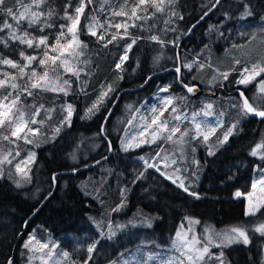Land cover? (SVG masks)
I'll return each mask as SVG.
<instances>
[{
	"label": "trees",
	"instance_id": "1",
	"mask_svg": "<svg viewBox=\"0 0 264 264\" xmlns=\"http://www.w3.org/2000/svg\"><path fill=\"white\" fill-rule=\"evenodd\" d=\"M110 1L115 2L114 8L110 7ZM123 2L92 0V8L99 13L95 17L84 0H44L39 8L33 6L31 9L41 13L38 23L31 27L28 19L20 21L17 26L10 16L0 13V28L7 22L13 25L12 30L17 35L27 31L30 37L35 38L34 47L29 48L27 44L10 39V30L3 29L0 31V58L25 65L28 62L20 56L23 51L25 55L37 57L26 73L30 75L31 70L35 69L43 74L46 68L51 71L52 62L48 60L46 65L39 64V59L45 58L44 51L47 49L43 45L35 47V44L39 38L47 37V43L55 45L61 32L65 33L60 37L62 44L70 40L67 27L61 26L70 25L71 21L66 15L75 16V9L84 5L77 31L81 42L79 51L83 55L69 58L79 75L66 73L63 67L58 69L62 74L59 84H63L64 80L69 81L70 87L64 86L67 95L35 90L32 96H28L21 92V104L28 110L34 111L32 106L38 108L43 105L35 117L43 124L30 125L33 129H39L35 135L28 136L32 143L12 137L15 143L8 147V141L0 138V157L12 153L9 156L10 164H0L3 175L0 177V264H7L12 256V264L28 262L30 252L24 247V241L26 234L34 229L43 241L46 237L61 241V246L67 248L70 254L67 264H109L118 258L125 247L138 245L142 233L162 245L168 244L186 216L216 228H244L249 243L225 249L223 263L262 264L264 238L254 228L264 222V207L255 216H246L245 199L236 198L235 193H250L256 172L264 166V159L250 155L257 144L264 143V118L254 119L244 113L241 116L234 113L227 100L242 107L235 93L229 96L220 92L210 99L213 107L206 111L221 116L224 124L215 130L208 144L201 137L193 139L196 135L194 130L189 135V139L194 140L196 158L202 168L201 180L188 188L189 192L199 196L197 199L196 195H189L164 175L147 167L146 163L141 164V160L148 164L156 159L163 140L126 152L120 149L133 114L143 108L144 100L149 102V97L154 94V83L170 78V72L152 78L137 92L122 95L104 126L103 136L101 127L113 96L100 103L93 112L88 113V109L96 102L98 89L105 82L114 85L118 91L135 89L150 75L178 65L182 71L181 81L189 85L206 90L213 88V91L220 86L226 92L241 89L250 104L264 101L261 99L264 92L260 91L259 83L264 81V73L244 84L243 88L237 85L244 67L264 62V0H219L217 4L216 0H173L170 4L166 0L162 12H155L150 6L147 13L140 11L138 14L147 15L148 19L137 20L139 27H129V37L122 39L118 35L116 41L105 47V43L118 31L114 26L109 27V22L114 25L127 20V17L112 15ZM131 2L127 9L129 13ZM134 2L138 3V0ZM30 4L32 0H23V6ZM246 5L251 16L244 19L241 16ZM7 7H13L17 14L23 11L21 4L15 0H6L5 9ZM127 22L131 24L132 21ZM89 25H94L96 36L89 34ZM119 33L123 34L122 28ZM101 35L103 40L98 39ZM153 35L162 43L152 41L149 37ZM134 38L138 39L127 51V61L119 70L115 69L117 61L125 54L126 45ZM244 45L248 46L243 53ZM58 51H50L49 54L56 56ZM185 65L192 67L189 69ZM5 73L9 75L5 76ZM225 73L228 74L227 79L224 78ZM55 75L52 72L50 77L54 79ZM12 76L17 79L12 80ZM20 77L18 69L0 63V79L9 84L15 82L24 85L27 76L23 79ZM3 91L6 93L11 89L6 87ZM173 92L179 102L177 113L180 115L197 114L203 105L200 99L189 102L184 99V94L175 83ZM69 105L72 108L70 124L65 121ZM171 108V105H158L155 113L145 112L150 119L163 111L168 120ZM260 109L264 110V102ZM232 122L236 125L232 134L226 142L218 143ZM168 123L170 128L175 126L174 121ZM57 128L59 132H56ZM90 148L92 150L88 152L92 153L89 159H81L79 165L74 164L75 156ZM110 148L111 156L94 168L76 174L57 175L54 194L28 222L26 234L18 239L26 221L51 193L54 174L88 166L108 155ZM17 151L19 156L15 155ZM210 151L214 154L210 155ZM28 152H34L36 159L26 171L28 177L24 178L15 174L13 166ZM258 152L264 154V147ZM17 181L21 186L17 187ZM117 219H148L153 220V226L124 233L122 238L108 242L105 238L106 227ZM93 244L95 248L89 254L87 249Z\"/></svg>",
	"mask_w": 264,
	"mask_h": 264
},
{
	"label": "snow or ice",
	"instance_id": "2",
	"mask_svg": "<svg viewBox=\"0 0 264 264\" xmlns=\"http://www.w3.org/2000/svg\"><path fill=\"white\" fill-rule=\"evenodd\" d=\"M16 3L21 4L23 7V11L19 12L18 14L15 12L13 7H7L5 9L6 5V0H0V13H6L7 16H10L13 20L17 22V26L19 25L20 21L24 19H28V24L29 27H31L34 24H37L39 21V17L41 13L39 12H33L31 9L33 6L36 8H39L41 4L44 2V0H32V4L28 6H23V0H15ZM89 3L92 2V0H88ZM107 2V0H105ZM173 0H167V3H172ZM166 0H138V3L134 2L132 0L131 2V7H130V13L127 10L130 4V0H124L123 4L119 8V10H114L112 12L113 16L117 17H127V20L115 23L114 25L109 22V27H115L118 31L116 34H113L111 39L108 40L105 43V47L107 44L112 43L113 41H116L118 38V35L120 38H126L130 36L129 33V27H139L135 23L137 20H146L148 19V16H141L138 13L140 11H143L147 13L148 6L153 8L155 12H162L165 7ZM216 3H219V0H216ZM84 11V5L82 4L80 7L75 9L76 15H66V18L71 21V24L68 26L62 25L61 27H67V33L71 34V39L67 40L65 43H61L60 37L65 36L64 32H61L60 37H57V41L55 45H49L47 43V37H41L39 38L38 43L35 44V47H40L43 45L45 47L44 51V59H39V64L40 65H46L47 61L50 60L52 62V68L51 72L55 73V78H51L49 76V70L46 68L43 74L38 73L35 69L31 70L30 75L26 73V69L31 65L33 61L37 60L36 56L32 55H25L23 51L20 52V56L23 60L27 61L28 63L25 65H20L17 62L12 61L11 59H3L0 58V63L4 65H8L14 69H18L19 72L21 73V79L25 78L27 76L26 82L24 85H20L18 83H11L9 84L6 80L0 79V138H2L5 141H8L9 143H15L14 140H12V137H15L16 140H23L25 143H32L31 140L28 139L27 133H32L35 135L39 129H33L29 127V124H43V121H37L35 118L36 116L39 115L41 109L43 108V105L40 107L36 108L35 106H32L34 108V111H30L21 104V98H20V93H25L28 96L33 95V91L31 89H38L40 91H58V92H63L65 95H67V90L64 87L65 85H68L70 87L69 81L64 80L63 84H59V81L62 78V74L58 71L60 67H63L64 72L68 73L71 72L73 75L78 76L79 72L75 69V66L69 62V58H78L79 56L83 55L79 49L81 48V42L78 40L77 36V31H78V25H79V20H80V15ZM154 14V13H153ZM51 15V13H49ZM243 15H251V13L247 10V5L245 6V12ZM128 20L133 21L131 25L128 24ZM167 23V21H166ZM9 29V38L13 40H18L21 44H27L29 48L34 47V37H30L27 31L24 32L23 35H17L16 31H13V25L9 24L7 22H4L3 27L0 28V31H3V29ZM123 29V34L120 35L119 30ZM42 30V29H41ZM89 34L96 36L97 33L94 30V25H89ZM152 41L162 43L158 39L157 36L153 35L149 37ZM98 39L103 40L104 37L103 35L99 36ZM136 39H132V42L130 44H127L125 47V53H127L128 50L131 49L132 45L136 43ZM86 47V46H85ZM58 51V55L52 56L50 55V51ZM127 59V55L125 54L124 56L121 57V61L123 62L124 60ZM57 61H59V64H57ZM236 63H240L239 61H236ZM185 67L191 69V65H185ZM117 69L121 68V64L118 63L116 65ZM177 72H180V69H176ZM247 73L248 75H245ZM262 73H264V62H258L252 65L251 69H249L247 66L244 67V69L241 71L240 76L241 79L237 81L239 84H247L250 83L252 80H255L257 76H260ZM5 76H8V73L4 74ZM227 73L224 74V78L227 79ZM17 78L15 76H12V80H16ZM260 91L264 92V81H260ZM30 85V88H29ZM10 88L11 91L4 92V88ZM187 87V90L189 93L193 92L194 89L192 87ZM111 91V87L108 89ZM161 91H168V88H162ZM107 93L103 92L101 94V97L98 98V100L92 105L91 108L88 109V113L93 112L94 109H98V105L102 103L103 97L106 96ZM241 98L243 99V105H242V112L247 115L248 113H254L257 116H260L264 118V110H261L259 106L254 107L252 104L249 103V100L247 98H244V94L241 92ZM174 97H168L163 101L165 107L168 105L173 104ZM261 99H264L262 97ZM211 104L205 105V108L208 110L212 109ZM67 111V117L65 118V121L70 124V118L72 116V108L69 105L68 108L66 109ZM152 111L155 113L156 108H153ZM171 111L173 113L177 112V108L175 106H172ZM87 115V113H86ZM195 115L193 116V120H195ZM205 116H210L212 115L211 111H205L204 112ZM160 116H163V111H161ZM174 119L179 120L180 116H175ZM203 122L199 123H194V128L196 130V135L193 137V139L199 138L203 134V139L206 142L209 139L208 134L203 132V129L209 128L207 124H203ZM219 124V121H218ZM155 125V129H152L151 126ZM236 127V125H232L230 128L227 129V131L224 133L223 140L218 141V143L222 144L228 140V137L232 134L233 129ZM151 135V140H143L140 143H155L157 140H165L166 142H174L177 144L183 143L184 137L188 135V132L185 131L181 133L180 138L176 141H173V137L180 132V128L178 126H172L169 128L168 126V121L167 119L160 120L159 117H154L151 121V125H149L147 128H145L140 135H144L145 132H149ZM59 128L56 129V132H59ZM211 132H215V127H212L210 129ZM7 133V134H5ZM167 133V135H164ZM54 138V137H53ZM139 146V145H137ZM264 147V143L257 144L256 147L251 151L250 155L256 156L258 155V150ZM125 150L127 151V147H125ZM163 150V149H162ZM209 154H214L211 151ZM12 153L8 152L6 155L0 157V164L3 163H11L12 161L9 159V156H11ZM16 156H19L20 153L17 151ZM157 156H160V153H157ZM34 157V154H31L27 160H24L20 163H17L15 165L17 173H23V177L27 178L28 177V172L24 171L23 168L21 167V164H27L29 161H31ZM261 159H264V154H261L260 156ZM143 159V157H141ZM164 159L167 161V156L164 157ZM147 167H157L155 164H147L145 162ZM171 163L175 164L176 161L172 160ZM157 171H159V168L157 167ZM177 172L179 169L176 170ZM161 175H164L165 178H171L169 177L165 172H161ZM17 187L21 186L19 184V181L16 182ZM173 183H176L175 180H173ZM260 186V190L264 191V176H261L260 179L255 180L252 184V189L256 190L257 186ZM179 187H182L184 191L188 192L189 195H196L195 193L189 192L188 187L185 186L183 180L180 181V184L178 185ZM254 193H248L246 198H250ZM242 193L240 191H237L235 193L236 197H240ZM196 198L199 199V196L196 195ZM251 205V201H250ZM261 207H264V204H258L254 206H250L246 212L245 215H252L255 216L257 212L260 211ZM254 231L260 233L261 235H264V222H261L255 229ZM217 236L221 237L220 243H218L216 246L221 247L222 245H227L231 243H239L243 242L245 245L249 243V237L247 235V232L244 228L239 227V226H233L230 229L226 231H222L220 233L216 234ZM177 238L178 241H174V245L177 244V242H180V248L178 250L186 249V250H181V256H186V258L192 262V264H196V261H203L205 254L209 253V249L207 246H204L202 249H197L194 247L195 244L200 243V241L196 237H192V240L186 241L181 237L180 233H177ZM34 239V237H30L29 241L25 243L24 247L27 249L30 246V243ZM207 242L208 244H211L212 237H207ZM47 244H40V248H46ZM95 248V245H91L88 247L87 251L89 254L93 252ZM65 257H67V253H64ZM223 256V253L220 254L217 259H220V257ZM88 259H91V255H89ZM149 259H152V257H149ZM84 264H87V262H84ZM166 264H174L173 260H169L166 262ZM180 264H183V261L180 262ZM221 264H223V260H221Z\"/></svg>",
	"mask_w": 264,
	"mask_h": 264
},
{
	"label": "rangeland",
	"instance_id": "3",
	"mask_svg": "<svg viewBox=\"0 0 264 264\" xmlns=\"http://www.w3.org/2000/svg\"><path fill=\"white\" fill-rule=\"evenodd\" d=\"M85 4H88L92 9V14L96 17L98 14L92 8V2L89 3L88 0H84ZM110 4H112L110 7H115V2L110 1ZM104 14V13H102ZM251 15H244V19H247ZM258 19H256L255 22H257ZM133 21L131 22V24ZM136 23V21H135ZM129 24V25H131ZM256 36V35H254ZM248 45H244L242 49L243 53L245 51V48ZM126 54V53H125ZM124 54V55H125ZM123 55V56H124ZM119 63L117 61L116 65ZM122 65V63L120 62ZM115 65V67H116ZM253 64H250L252 67ZM114 67V68H115ZM52 74V72L49 70V76ZM245 75H248L245 73ZM240 86V88H243L244 84H237ZM30 86V85H29ZM109 87H111V91H109ZM197 87V86H194ZM30 88V87H29ZM162 88H159L158 90L154 91L151 97H149V102L145 103V106L143 105V108L140 110H137L130 122L128 130L123 137L120 149L124 152H126L125 147H127L128 150L130 149H136L138 147L144 146V145H152L154 143H140L143 140H151L150 131L145 132L144 135H140V133L147 128L149 125H151V121L154 117H159L160 120L166 119L164 116H160L161 111L159 112L158 116L154 115L151 116L150 119H148L147 111L150 113H154L152 111L153 108H156L157 105H162L165 107L163 101L167 99L169 96L164 94L165 91H161ZM31 91H40L38 89H31ZM115 90V86L111 83H103L99 89H98V95L97 99L101 97V94L103 92H106L107 95L103 97L102 103L106 102L112 95L113 91ZM241 90V89H237ZM209 91H212L213 88L209 89ZM52 93H58V91H48ZM230 96V95H229ZM151 98V99H150ZM153 99V102H151ZM200 102L203 103V105L198 109L197 114L195 115V120H193V114L184 113L179 114L177 112L173 113L171 112L169 115V118L167 121H174L175 126H178L180 128V132H178L174 137L173 141H176L180 138L181 133L187 131L188 135L184 137L183 143L177 144L174 142H166L163 140V143L161 147L159 148L158 152L160 153V156H157L155 160H160L156 162L155 160H152L148 164H155L159 168V173L165 172L169 177H171V180L176 181V185L180 184V181L183 180L185 186L188 188L190 186H195L197 183L201 180L202 176V168L199 164V159L196 158V147L194 146V140L189 139L190 133L194 130L196 134V130L194 128V123L203 122V124H207L209 128L203 129V132L208 134L209 139L206 141L207 144L209 143L210 137L213 135V132L210 131L212 127H215V130L222 127L224 124V119L217 115L213 114L210 116H205L204 112L207 110L205 108V105L211 104L210 98L207 97H201L199 98ZM230 104L231 108L234 110V113H236L238 116L242 115V107L239 105H236L235 102H232V100H227ZM263 100L254 102L253 106H259L260 108L263 107ZM169 106V105H168ZM146 111V112H145ZM180 116L179 120L174 119L175 116ZM219 121V124H218ZM202 124V128H203ZM235 122H232L228 128H230L232 125H234ZM31 124H29V127ZM168 126L170 128V125L168 123ZM152 129H155V125L151 126ZM225 129L224 133L227 131ZM28 136H32V133H27ZM164 135H167L165 133ZM224 136V135H223ZM201 140L203 139V134L200 136ZM223 140V138H222ZM205 142V141H204ZM10 144L6 146L10 147ZM139 145V146H137ZM163 149V150H162ZM261 149V148H260ZM260 149L258 151H260ZM89 150H92V148L88 149L87 152H82L79 155L75 156V159L73 160L74 164H78L80 160H87L89 159L90 153ZM127 150V151H128ZM262 152H258L257 157H260ZM167 156V161L164 159V157ZM172 160H175L176 163H171ZM145 160H141V164H144ZM157 167H152L157 171ZM179 169L177 172L176 170ZM2 169H0L1 171ZM23 173L19 174L22 175ZM256 177L254 178L253 182L255 180H258L261 178V176H264V166L256 172ZM2 173L0 172V177H2ZM252 182V184H253ZM250 193H254L250 198H246V195H241L240 197L236 198H244L245 199V211L250 207L258 204H264V191L260 190V186H257L256 190L252 189L251 185V191ZM251 201V205H250ZM262 208V207H261ZM251 216V215H248ZM153 226V220L143 219L136 220V219H127V220H115L113 224H108L106 227V235L105 238L108 242H114L118 238H122L124 233L133 232L137 229H144V228H151ZM257 227V226H256ZM255 227V228H256ZM231 227H224V228H216L208 224L201 223L197 218L186 216L184 220L180 223L178 226L177 232L175 236L169 240L168 244L162 245L154 240L151 239L149 235H145L142 233L141 235V241L138 245H135L133 247H125V249L121 250V252L118 255L117 259H114L109 264H166L167 261L173 260L174 264H180L181 261H183V264H192L191 261H189L186 256H181V250L186 249H180V242H177V244L174 245V241H178L177 233H180L181 237H183L186 241H191L192 237H196L200 243L195 244L194 247L197 249H202L204 246H207L209 249V253L205 254L203 261H196V264H221V260H223L224 256V250L233 246V245H245L242 241L239 243H231L222 245L221 247H217L216 245L220 243L221 237L217 236V233H220L222 231H226L230 229ZM254 228V229H255ZM256 232V231H255ZM258 235L262 236L264 238V235H261L260 233L256 232ZM26 238L24 241V245L26 242L29 241L30 237H34L32 239L29 248L27 250L30 252L29 254V260L26 264H67L69 259V252L67 248L61 246V241L56 240L53 237H46V240H41L37 233L36 229L31 230L28 234H26ZM207 237H212V243L208 244ZM124 241V240H123ZM124 243H126L124 241ZM40 244H47L46 248L41 249ZM247 245V244H246ZM64 253H67V257H65ZM223 253V256L220 257V259H217V257L220 256V254ZM149 257H152V259H149ZM224 264V263H223ZM262 264H264V241L262 244Z\"/></svg>",
	"mask_w": 264,
	"mask_h": 264
},
{
	"label": "water",
	"instance_id": "4",
	"mask_svg": "<svg viewBox=\"0 0 264 264\" xmlns=\"http://www.w3.org/2000/svg\"><path fill=\"white\" fill-rule=\"evenodd\" d=\"M217 4V3H216ZM179 68L180 69V66L178 65L177 67L175 68H170V69H167V70H164V71H161V72H157V73H154L152 75H150L146 81L138 88H135V89H128V90H124V91H121L120 94L118 95L117 99L114 101V103L112 104V106L110 107L109 111H108V114L102 124V127H101V136H103V131H104V126L106 124V122L108 121L111 113L113 112L114 108L116 107V105L118 104L119 102V99L121 97V95L124 93V92H137L139 90H141L142 88H144L152 78L154 77H158V76H162V75H165L169 72H175L177 74V83L179 84V86L185 90L186 94L188 97L192 98V99H196L198 98L199 94L201 93V89L198 88V87H192L194 89L193 92L189 93L188 90H187V87H185L184 84H182L180 81H179V75H180V72H177L176 69ZM241 92L242 90H236V93L237 95L239 96V99L241 100V103L243 105V99L241 98ZM243 93V92H242ZM245 98V97H244ZM249 117L251 118H254V119H262V117L260 116H257L255 115L254 113H248L247 114ZM112 154V150L111 148L109 149V153L108 155H106L105 157H103L102 159L88 165V166H85V167H82V168H79V169H76L74 171H70V172H62V173H57V174H54L52 176V181H53V187H52V191L51 193L48 195V197H46V199H44V201L40 204V206L35 210V212L32 214V216L26 221V223L24 224V227H23V231L20 233L18 239H20L22 236H24L26 234V225L28 224V222L34 217V215L37 213V211L41 208V206L48 200L51 198V196L54 194L55 190H56V182H55V178L56 176L58 175H69V174H76L78 172H82V171H88L92 168H94L96 165L100 164L101 162L107 160ZM170 180V179H169ZM171 181V180H170ZM242 198V197H241ZM240 199V198H239ZM13 263V256L8 260V263L7 264H12Z\"/></svg>",
	"mask_w": 264,
	"mask_h": 264
},
{
	"label": "flooded vegetation",
	"instance_id": "5",
	"mask_svg": "<svg viewBox=\"0 0 264 264\" xmlns=\"http://www.w3.org/2000/svg\"><path fill=\"white\" fill-rule=\"evenodd\" d=\"M241 18H244V15H242ZM170 73H171L170 78H166V79L163 80V81H159L160 83H159V82H158V83H154V86H153V88H152V92L158 90L159 88H168V91L165 92L164 94L168 95L169 97H174V98H175V99L173 100V104H172L171 106H175L176 108L179 106V102L176 101V99H177V98H176V94L173 92V84H174V83H175V84L181 89L182 93L184 94L183 98L186 99L188 102H189V100H198V99L201 98V97H207V98H210V99H211V98L215 97L216 95H218L220 92H222V93H224V94H227V95H232L233 93L237 94V93H236V89H235L233 92H226V91L223 89L222 86L217 87V88L213 91V93H212V91H209V90H206V89L200 88V89H201V93L199 94L198 98H197V99H192V98H190V97L187 96L185 90L182 89V88L179 86V84L177 83V74H176L175 72H170ZM181 74H182V71H181V68H180L179 81H180L182 84H184V85H187V86H189V87H194L193 85H189V84H187V83L181 81V80H182V79H181ZM151 80H152V79H151ZM151 80H150V81H151ZM173 80H175V81H173ZM149 83H150V82H149ZM149 83H148V84H149ZM198 88H199V87H198ZM124 90H128V89H123V90H121V91H124ZM121 91H118V90H116V88H115V90L113 91V93H112V95H111V96H113V101H112V103H111V106H112V104L114 103V101L117 99V97H118V95L120 94ZM129 93H131V92H124L122 95H124V94H129ZM122 95H121V97H122ZM121 97H120V99H121ZM120 99H119V100H120ZM150 99H151V98H150ZM146 102H147V100H144V102H143L144 106H145V103H146ZM151 102H153V99H152ZM157 106H158V105H157ZM169 106H170V105H169ZM167 107H168V106H167Z\"/></svg>",
	"mask_w": 264,
	"mask_h": 264
},
{
	"label": "bare ground",
	"instance_id": "6",
	"mask_svg": "<svg viewBox=\"0 0 264 264\" xmlns=\"http://www.w3.org/2000/svg\"><path fill=\"white\" fill-rule=\"evenodd\" d=\"M117 106V105H116ZM74 171V170H73ZM62 173V172H61ZM70 175V174H69ZM19 237V236H18Z\"/></svg>",
	"mask_w": 264,
	"mask_h": 264
},
{
	"label": "built area",
	"instance_id": "7",
	"mask_svg": "<svg viewBox=\"0 0 264 264\" xmlns=\"http://www.w3.org/2000/svg\"><path fill=\"white\" fill-rule=\"evenodd\" d=\"M115 69H117V68L115 67ZM117 70H119V69H117Z\"/></svg>",
	"mask_w": 264,
	"mask_h": 264
}]
</instances>
